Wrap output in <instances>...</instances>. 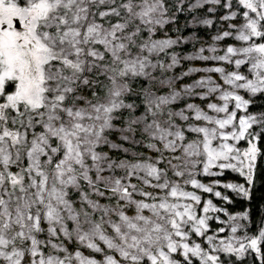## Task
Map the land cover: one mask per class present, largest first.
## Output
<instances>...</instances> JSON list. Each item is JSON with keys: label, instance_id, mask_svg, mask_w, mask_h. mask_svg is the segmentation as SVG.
<instances>
[{"label": "snow or ice", "instance_id": "snow-or-ice-1", "mask_svg": "<svg viewBox=\"0 0 264 264\" xmlns=\"http://www.w3.org/2000/svg\"><path fill=\"white\" fill-rule=\"evenodd\" d=\"M0 264H264V0H0Z\"/></svg>", "mask_w": 264, "mask_h": 264}, {"label": "trees", "instance_id": "trees-1", "mask_svg": "<svg viewBox=\"0 0 264 264\" xmlns=\"http://www.w3.org/2000/svg\"><path fill=\"white\" fill-rule=\"evenodd\" d=\"M257 206H258V205H257ZM256 214H257V213L254 212V215H253V219H254V220H255V218H256Z\"/></svg>", "mask_w": 264, "mask_h": 264}]
</instances>
